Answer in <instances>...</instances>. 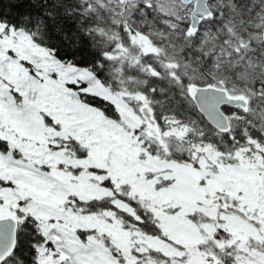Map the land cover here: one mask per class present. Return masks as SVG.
I'll use <instances>...</instances> for the list:
<instances>
[{"label": "snow or ice", "instance_id": "obj_1", "mask_svg": "<svg viewBox=\"0 0 264 264\" xmlns=\"http://www.w3.org/2000/svg\"><path fill=\"white\" fill-rule=\"evenodd\" d=\"M0 264H264V0H0Z\"/></svg>", "mask_w": 264, "mask_h": 264}]
</instances>
